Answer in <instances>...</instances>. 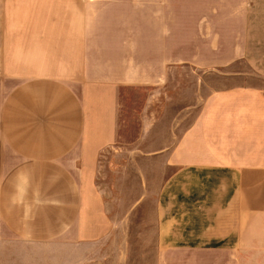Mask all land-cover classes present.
I'll return each mask as SVG.
<instances>
[{"label":"crops","instance_id":"1","mask_svg":"<svg viewBox=\"0 0 264 264\" xmlns=\"http://www.w3.org/2000/svg\"><path fill=\"white\" fill-rule=\"evenodd\" d=\"M256 21L243 40L248 81L202 100L199 80L153 146L174 168L158 193L157 264H264V16ZM168 44L169 30L139 28L138 16H90V0H0V261L16 245L82 246V264H128L116 244L103 252L117 222L90 197L102 152L118 142L122 90L153 101L182 65ZM140 121L148 141L159 114L147 108Z\"/></svg>","mask_w":264,"mask_h":264},{"label":"rangeland","instance_id":"2","mask_svg":"<svg viewBox=\"0 0 264 264\" xmlns=\"http://www.w3.org/2000/svg\"><path fill=\"white\" fill-rule=\"evenodd\" d=\"M90 16H138L139 28L169 30L170 56L183 61L171 69L169 88L153 101L144 88L122 90L118 142L102 152L95 174L97 192L90 197L91 205L103 209L104 220L117 222L112 235L116 240L103 245V252H114L116 244L132 255L128 264H157L158 193L174 168L165 166L153 146L165 139L168 128H177L173 122L178 111L199 95V80L202 100L212 90L248 81L243 40L257 23L256 16H264V0H90ZM147 108L160 118L148 141L140 121ZM186 118L187 124L191 117ZM137 138L142 148L131 146ZM190 180L193 188L199 186L195 177ZM84 252L82 246L16 245L0 264H82Z\"/></svg>","mask_w":264,"mask_h":264}]
</instances>
